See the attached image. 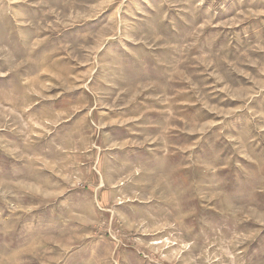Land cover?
<instances>
[{"label":"rangeland","instance_id":"374dc122","mask_svg":"<svg viewBox=\"0 0 264 264\" xmlns=\"http://www.w3.org/2000/svg\"><path fill=\"white\" fill-rule=\"evenodd\" d=\"M0 264H264V0H0Z\"/></svg>","mask_w":264,"mask_h":264}]
</instances>
